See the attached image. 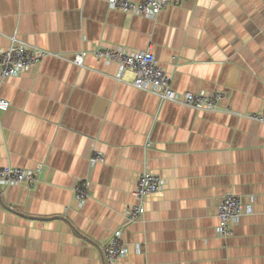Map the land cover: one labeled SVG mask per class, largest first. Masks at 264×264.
Instances as JSON below:
<instances>
[{"label":"crops","instance_id":"obj_1","mask_svg":"<svg viewBox=\"0 0 264 264\" xmlns=\"http://www.w3.org/2000/svg\"><path fill=\"white\" fill-rule=\"evenodd\" d=\"M12 37L48 53L0 76V168L41 169L31 188L0 186V264H109L144 171L163 187L123 227L115 264H264V124L241 115L264 110V0H185L153 19L107 0H0V48ZM98 44L150 48L176 91L221 90L222 110L159 100L131 70L117 79ZM230 192L253 196L254 211L225 237L217 206Z\"/></svg>","mask_w":264,"mask_h":264},{"label":"built area","instance_id":"obj_2","mask_svg":"<svg viewBox=\"0 0 264 264\" xmlns=\"http://www.w3.org/2000/svg\"><path fill=\"white\" fill-rule=\"evenodd\" d=\"M185 0H107L108 6L125 13L155 18L161 10L170 5H179ZM43 50L12 37L10 44L0 48V76L8 78L17 76L30 70L39 60L40 56L47 54ZM93 56L107 63H115L118 66L117 79L125 70L134 72L133 86L138 89L156 95L159 100H170L184 104L196 110L220 111V101L225 97L221 90L210 92H178L172 86V78L155 58L150 48L138 50L127 48L123 45L103 46L98 44L92 51ZM77 65H83L84 53L76 52L70 59ZM6 99L0 98V111L9 107ZM223 111H230L224 108ZM254 121L264 124V110L259 112L241 113ZM104 156L97 153L91 158V163L103 162ZM40 168L27 169L15 166L0 168V186L23 185L33 187L39 178ZM164 179L152 171H144L139 174L133 194L136 202L127 207L124 212V221L106 241L103 256L109 264H115L124 258L128 248L122 238L123 227L142 218L146 211V200L148 196L161 190ZM75 200L82 204L89 196V182L87 180L77 182L73 189ZM254 211V197L244 200L242 196L235 193H226L222 196L217 206L219 223L216 232L220 236L232 234L233 226L238 224L242 216L252 214ZM139 250V244L135 245Z\"/></svg>","mask_w":264,"mask_h":264}]
</instances>
